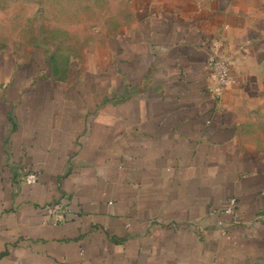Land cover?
Masks as SVG:
<instances>
[{
  "label": "crops",
  "instance_id": "obj_1",
  "mask_svg": "<svg viewBox=\"0 0 264 264\" xmlns=\"http://www.w3.org/2000/svg\"><path fill=\"white\" fill-rule=\"evenodd\" d=\"M133 8L64 72L0 61V264H264V0Z\"/></svg>",
  "mask_w": 264,
  "mask_h": 264
},
{
  "label": "rangeland",
  "instance_id": "obj_2",
  "mask_svg": "<svg viewBox=\"0 0 264 264\" xmlns=\"http://www.w3.org/2000/svg\"><path fill=\"white\" fill-rule=\"evenodd\" d=\"M133 20V0H0V61L36 57L64 72ZM263 118L254 122L260 140Z\"/></svg>",
  "mask_w": 264,
  "mask_h": 264
},
{
  "label": "built area",
  "instance_id": "obj_3",
  "mask_svg": "<svg viewBox=\"0 0 264 264\" xmlns=\"http://www.w3.org/2000/svg\"><path fill=\"white\" fill-rule=\"evenodd\" d=\"M210 66L211 73L208 90L220 97L233 81V76L230 72V63L225 58H218V55L214 53L210 58ZM22 179L27 184H34L38 181V173L36 171L25 172L22 174ZM236 204L237 198L235 196L229 197L226 211L234 212ZM71 212L72 208L69 204L56 203L49 206L48 217L52 222L61 223Z\"/></svg>",
  "mask_w": 264,
  "mask_h": 264
}]
</instances>
